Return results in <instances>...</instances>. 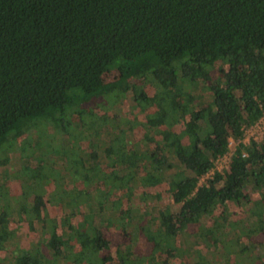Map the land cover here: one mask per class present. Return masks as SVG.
Wrapping results in <instances>:
<instances>
[{
	"label": "trees",
	"instance_id": "16d2710c",
	"mask_svg": "<svg viewBox=\"0 0 264 264\" xmlns=\"http://www.w3.org/2000/svg\"><path fill=\"white\" fill-rule=\"evenodd\" d=\"M263 116L264 0H0V264H264Z\"/></svg>",
	"mask_w": 264,
	"mask_h": 264
},
{
	"label": "rangeland",
	"instance_id": "374dc122",
	"mask_svg": "<svg viewBox=\"0 0 264 264\" xmlns=\"http://www.w3.org/2000/svg\"><path fill=\"white\" fill-rule=\"evenodd\" d=\"M46 129V127L44 128H42V131H44ZM45 132L46 133H49L50 131L48 130V129H46L45 130ZM49 136H50V134H48ZM44 141V145H42L41 146V148L40 149H43V150H45L46 149V146L48 145V143H50L49 141H50V139H44L43 140ZM52 143V142H51ZM52 145H53V143H52ZM38 151V150H37ZM33 154H34V151H33ZM12 155V154H11ZM50 160V159H49ZM14 163V164H13ZM12 164V166H9L8 167V174L11 172L12 173V175L14 176H17L18 175V173H20L21 171H23V168H24V163L21 161V160H15L14 162H13ZM3 169V168H2ZM2 169H0V174H2ZM23 176H25V175H23ZM0 178H3L1 181H3L4 180V178H5V176L4 175H2ZM8 182V181H7ZM7 182H5L6 184H8ZM16 183H18V180H16V178L14 177V178H12L11 179V187H10V189H11V192L12 191H14V192H17L16 190H17V186H15V184ZM11 200V202L13 201L12 199H10ZM15 204H16V202H15ZM164 205L165 206H169V205H172L171 204V200L169 199V198H166L165 200H164ZM16 206H17V204H16ZM176 213H178V212H176ZM24 221L22 222V223H19V224H16L15 222L14 223H11V225H12V228H14V231H15V234L17 233V234H19V237H20V242L19 243H21L22 244V242H25V241H28V239L27 238H29V231H30V227L27 225V221L25 220V219H23ZM193 229H194V227H190L189 228V231H193ZM105 233H106V235H107V237H109L110 239H111V241H112V243H113V246H117V245H119V244H122V243H125V244H127L128 242H129V239H128V237H126V236H124V235H114V233H113V231L111 232V229H107L106 231H105ZM24 244V246H25V243H23ZM141 246H142V244H141ZM151 247H152V245L151 244H148V245H146L145 246V249H144V254L146 255H149V253H150V250H151ZM12 251V250H11ZM0 255H3V254H0ZM146 255V256H147ZM4 257V256H3ZM8 257H10V256H8ZM108 258H109V255H108Z\"/></svg>",
	"mask_w": 264,
	"mask_h": 264
},
{
	"label": "built area",
	"instance_id": "2783aa9c",
	"mask_svg": "<svg viewBox=\"0 0 264 264\" xmlns=\"http://www.w3.org/2000/svg\"><path fill=\"white\" fill-rule=\"evenodd\" d=\"M264 140V116L261 120L251 128L245 130L244 139L242 141H235L230 139L229 151L222 157L215 160L214 168L206 175L200 178L198 187H204L209 185V181L213 180L216 172L223 174L229 170L232 157L235 154L239 144L242 142L245 145H249L252 141L260 143ZM246 157L247 155L244 154Z\"/></svg>",
	"mask_w": 264,
	"mask_h": 264
}]
</instances>
